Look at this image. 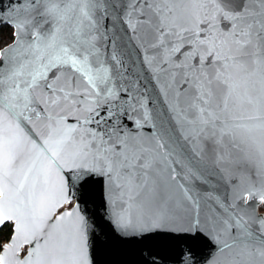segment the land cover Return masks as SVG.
<instances>
[{"label":"snow or ice","instance_id":"6c2138e0","mask_svg":"<svg viewBox=\"0 0 264 264\" xmlns=\"http://www.w3.org/2000/svg\"><path fill=\"white\" fill-rule=\"evenodd\" d=\"M37 110L36 158L6 141L0 159V264H91L95 182L121 237L155 226L202 236L216 264H264V164L224 200L194 187L228 170L242 121L264 128V0H0V116Z\"/></svg>","mask_w":264,"mask_h":264},{"label":"water","instance_id":"95a60500","mask_svg":"<svg viewBox=\"0 0 264 264\" xmlns=\"http://www.w3.org/2000/svg\"><path fill=\"white\" fill-rule=\"evenodd\" d=\"M7 3V0H4ZM14 15V13L12 14ZM157 107H159V103ZM148 108H152L150 102ZM252 113H249L251 115ZM29 118L21 122L18 117H13L10 113L5 119L0 116V159L3 157L5 142H8L9 148L17 142L25 146V156L35 159L40 152L32 143V132L46 139L48 121L43 118V113L37 110L36 115L25 114ZM142 118V117H140ZM244 126L239 127L233 133L235 139L226 138L224 142V151L229 155L232 163L228 170L223 172H205V179L208 184L194 182L196 191L200 194L212 193L224 200L230 195L234 185L241 181H246L249 177L256 179V169L264 164V128L260 127V121H242ZM147 127L141 131L146 132ZM47 164V160L41 155L37 161V167ZM27 171V168H25ZM23 178L21 174V179ZM32 174H29V184ZM46 181V183H45ZM57 176L55 170L48 177L41 176L37 184L36 200L39 205L40 199L45 201L56 195ZM225 202H227L225 200ZM101 205V185L99 182L90 185L89 209L93 221H95L94 232L88 234V251L90 252L91 264H146L148 253L153 254L158 264H181V254L184 253L185 259L190 252L196 264H216L211 259L214 254L212 245L199 235H181L177 236L164 234L163 231H156L155 226L144 236L133 235L129 233L126 237H121L107 223L105 209ZM264 214V213H262ZM155 223V222H154ZM161 229L171 228L174 232L186 231V226H177L175 224L159 225Z\"/></svg>","mask_w":264,"mask_h":264},{"label":"trees","instance_id":"16d2710c","mask_svg":"<svg viewBox=\"0 0 264 264\" xmlns=\"http://www.w3.org/2000/svg\"><path fill=\"white\" fill-rule=\"evenodd\" d=\"M3 231H4L5 233H7V232H8V229H7V228H5Z\"/></svg>","mask_w":264,"mask_h":264}]
</instances>
